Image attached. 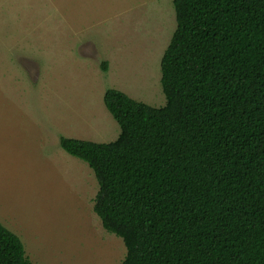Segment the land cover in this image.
I'll return each instance as SVG.
<instances>
[{
  "label": "trees",
  "instance_id": "trees-1",
  "mask_svg": "<svg viewBox=\"0 0 264 264\" xmlns=\"http://www.w3.org/2000/svg\"><path fill=\"white\" fill-rule=\"evenodd\" d=\"M173 5L166 105L109 89L118 139L60 146L94 172V211L123 240L121 264H264V0ZM0 264H33L1 223Z\"/></svg>",
  "mask_w": 264,
  "mask_h": 264
},
{
  "label": "rangeland",
  "instance_id": "rangeland-1",
  "mask_svg": "<svg viewBox=\"0 0 264 264\" xmlns=\"http://www.w3.org/2000/svg\"><path fill=\"white\" fill-rule=\"evenodd\" d=\"M173 1L0 0V223L33 264L126 258L94 211V172L60 139H118L109 89L166 105L161 61L177 28Z\"/></svg>",
  "mask_w": 264,
  "mask_h": 264
}]
</instances>
